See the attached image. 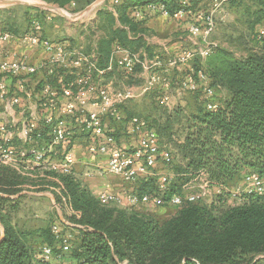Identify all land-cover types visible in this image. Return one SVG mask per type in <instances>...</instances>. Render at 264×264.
Returning a JSON list of instances; mask_svg holds the SVG:
<instances>
[{
  "label": "trees",
  "instance_id": "trees-1",
  "mask_svg": "<svg viewBox=\"0 0 264 264\" xmlns=\"http://www.w3.org/2000/svg\"><path fill=\"white\" fill-rule=\"evenodd\" d=\"M47 1L62 7L75 3L82 8L94 0ZM203 1L193 0L192 8L199 7L196 11H200ZM150 2H163L171 11L180 6V0L171 4L161 0H120L114 4L117 16L106 8L98 11L99 26L107 33L98 42L100 67L108 60L114 42L131 49L138 45V41L130 39L128 31L135 33L137 24L144 20L134 19L131 12L134 7ZM212 3L209 0L210 6ZM224 6L239 14L234 21V26L242 31L238 32L239 39H246L249 33L255 46L245 49L232 41L231 46L242 49L240 57L218 46L205 59L204 66L193 70L195 75L200 70L208 75L209 86L217 89L215 99L220 107L207 110L201 89L187 91L193 95L192 107L190 102L173 108L160 106L157 95L164 90V85L157 84L156 93L150 92L144 99L148 97L150 104L143 101L142 108L138 109L134 101L127 102L122 106L123 121L110 120L114 125L126 126L133 117L145 119L156 129L162 145L174 144L173 155L177 161L171 165L175 178L164 195L166 201L172 195H182V188L202 175L220 193L210 203L185 201L177 206L172 217L161 222L135 207L103 205L72 174L65 175V195L74 211L80 214L72 218L78 225L79 235L78 243L71 249L69 264H247L253 256L264 253V196L245 194L238 201L231 193L237 180L248 173L264 177V37H257L264 27V0H227ZM39 12L45 14L44 10ZM34 16L42 19L43 15ZM117 21L129 30L114 28ZM6 24L8 27H3L2 32L21 34L12 23ZM177 69L171 68L168 76ZM157 72L163 73L161 69ZM189 73H192L190 69L182 76ZM0 176L3 226L0 264H56L57 259L37 258L35 237L43 239V245L52 246L55 254L61 255L60 260H64L66 252L57 249L59 242L52 225L27 229L11 221L12 213L18 209V201L12 197L18 192V179L13 170L11 175L0 173ZM135 187L139 196L157 192L153 177L137 180ZM229 194L236 200L233 204L229 202Z\"/></svg>",
  "mask_w": 264,
  "mask_h": 264
},
{
  "label": "built area",
  "instance_id": "built-area-1",
  "mask_svg": "<svg viewBox=\"0 0 264 264\" xmlns=\"http://www.w3.org/2000/svg\"><path fill=\"white\" fill-rule=\"evenodd\" d=\"M192 1L180 0L179 8L173 11L163 2H150L133 8L132 17L140 21L154 14L173 20L187 17L190 21L186 37L190 47L182 49L180 53L168 59L160 55L149 58L143 50H131L120 45L112 49L109 70L116 64L124 76L134 77L138 69H141L144 82L138 91L111 93L107 87L98 88L94 77H104L107 69L98 66L93 57L70 48L65 42L50 41L43 35L44 19L38 16H33L29 29L20 35L9 31L0 32V75H6L14 83L9 87L5 80L0 78V100L3 103L4 119L0 122V164L31 169L43 168L66 175L71 174L76 164L72 147L79 132L87 135L92 155H107L106 170L109 173L134 184L133 188L123 193L109 189L100 192L97 197L101 204L136 208L146 205L162 206L168 202L179 206L185 201L196 202L207 196L208 182L197 192L175 194L166 201L164 195L169 191L170 184L175 178L174 173H165L158 179L156 193L139 196L135 187L137 180L155 176L153 169L159 161L173 163L175 160L173 150L169 148L168 150L160 143L156 129L145 119L133 117L130 120L132 130L138 136L137 145L130 148L122 147L106 126V122L110 120L123 121L125 115L122 106L129 100L154 92L157 84L164 85V90L157 96L160 106L173 108L178 105L176 99H182L187 91L201 89L207 110L215 111L220 107L219 101L215 99L217 89L209 86L208 75L203 70L198 71L197 75L191 70L192 73L178 79L174 94L169 92L172 83L168 73L171 68L187 67L197 59L205 60L219 46L217 42L210 40V36L216 30L219 21L225 22L227 12L224 5L227 0H213L211 10L207 14L201 10L195 11L192 8ZM119 3L120 0H113L110 4L104 1L92 9L97 12L106 8L117 16L114 4ZM219 13L222 14L220 18L217 16ZM257 37L258 39L264 37V27L259 30ZM11 42L41 48L32 50H42L47 57L35 62L30 52L20 54L15 49H5L4 45ZM157 69H161L163 73L157 72ZM41 73L44 74V78L40 89L37 90L30 85L29 79H35V76ZM64 77L65 84L62 82L60 88L53 85L54 81H60ZM37 94L45 97L42 105L52 108V112L47 114L42 122L49 130V139L47 140L46 136V143L43 145L39 142L45 141L46 129L39 126L41 122L34 110L23 118L15 134L11 131L14 129L9 122V118L14 121V115L22 100L32 102ZM59 96L67 99L61 112L55 106ZM38 107L35 105L34 109ZM69 118H74V121H70ZM29 143L30 145H27ZM217 192L220 193V190ZM231 193L238 201H241L240 196L245 194L264 196V177L248 173L243 179L242 186L233 189ZM52 231L59 242V249L63 253L69 251L71 234L63 235L60 224L52 225ZM60 256L56 255L54 248L49 245H44L37 253V258L42 261L57 259L56 264H69L62 262ZM252 264L260 263L255 261Z\"/></svg>",
  "mask_w": 264,
  "mask_h": 264
},
{
  "label": "rangeland",
  "instance_id": "rangeland-1",
  "mask_svg": "<svg viewBox=\"0 0 264 264\" xmlns=\"http://www.w3.org/2000/svg\"><path fill=\"white\" fill-rule=\"evenodd\" d=\"M23 1H27L30 3L51 4L57 8V11H52L43 7H37L29 3L15 4L11 6H0V32H2L1 29L3 27H8L6 22L7 23L9 22L10 24L12 23L11 26H14V28L19 33H23L28 29L34 14H38L40 16L42 15L44 16V17L42 16V19H44L46 37L50 41H63V39H65L64 33L70 35L73 34L75 30L78 29L80 24L81 27L90 24V22L92 21L91 20L92 17H94L95 15V11L90 7V4L94 3L96 0L92 1V3L82 8H79L76 5H71V6L68 5L67 7H62L57 4L51 3L47 0H23ZM161 1L168 2L169 4H171L172 2L174 3L176 2V0H161ZM208 2L209 0H204L202 2L203 8H201V12L206 14L209 13V11L211 10V6L210 4H208ZM35 8L39 9V11L44 10L46 12L45 14L38 12V10H35ZM221 15L222 14L219 13L217 16L220 18ZM238 15H239L238 13L230 14V16L228 17V14L226 13V18H224L225 22H220V21L218 22L216 30L210 36V40L217 42L220 47L228 48L229 50L233 51V53L236 54V56L240 57L243 51L242 49H239L236 46H231L232 41H235L237 45L239 44L240 46H244L243 48L245 49L246 48L253 49L255 44L253 43L252 40H250L251 35L249 33H246L247 35L246 39H239L238 32L240 33L242 31L234 26L235 18ZM158 20L159 22L157 21L155 23V37L157 38L167 37L169 36V34L171 35L176 33L174 32V29H172V26L169 27L164 26L166 24H171L170 21L167 22L161 21L159 17ZM53 21L56 23L57 22L62 23L64 33L58 31V34H55L57 32V29L59 28L54 27ZM236 25L239 28H241V25L239 23ZM156 31L159 32L161 31L160 36ZM232 32L234 34L236 33L235 36L230 35ZM186 37L187 36H185V38ZM8 44L9 46H7ZM8 44L4 45L5 49H14L12 48V46L13 45L16 46L15 42H11ZM67 45L70 47L69 44ZM186 46H189L188 42H186ZM204 62L205 60L202 59L194 60L191 64L192 65L191 67L193 70H195L198 67L204 66L205 65ZM188 69L185 67H178V69L175 70V72H172V75L170 77H171V83L172 82L173 83L171 84L169 92H173V90L177 89L176 83L178 82V79L182 78L183 77L182 74L183 73L186 74L188 72ZM191 97H193V95L187 92L183 97V100L188 102V99L191 100ZM144 99H145L144 97L142 99H138L134 101L133 104L134 103L138 104L139 106L137 108L141 109L142 108L141 104L143 103V101H145ZM145 102L146 103L148 102L147 104H150L151 100L148 99L147 97V100ZM189 104L190 107H192L191 103ZM143 109H144V105H143ZM164 145L166 146L167 149L169 148L170 150H173V153L175 154L174 144H172V146H168L166 144ZM176 159L177 158H175V161H177ZM172 166L173 165L171 164H166L163 160L159 161V163L155 166L156 168L153 169L155 171V176H152L153 178H155L156 186L158 179L163 174L174 173V171H172L173 169ZM11 170H13V172L16 175V178L18 179V183L16 185L18 192L12 196L13 199H16V201H18V209L14 213H12L11 221L17 224L18 226H22L27 229H38V228L48 227L54 224H60L61 229L63 230L62 231L63 235L71 234V249L72 247H75V245L78 243L79 234H78V229L76 228V226L78 225L74 222L72 218L74 217V215L79 216L80 214L74 211V209L71 207L69 203V198L65 195L66 188L63 178L66 174H62L61 172L58 171H51L50 169H43V168L31 169V168L13 167L7 164H0V173L11 175ZM79 171H82L81 168L75 166L73 170L74 174L71 173L72 176L78 179L83 187L85 186L90 190V188L94 187L93 180H89L88 177L84 175L78 177L77 175ZM92 172L94 173L95 171L90 170L88 173H92ZM241 179L242 178H239L237 180L238 184L237 185L234 184L232 190L239 186H242L244 178L242 180ZM207 182L208 180L205 175H202L201 177L193 178L191 181H189L188 184L185 185V187L182 188L183 194L186 195L187 193L197 192L198 189L200 190L201 186H203ZM119 183L120 185L126 186L129 189L134 187L133 183H128L123 180L119 181ZM216 195H217V191L209 186V194H207V196H205L202 199V201L205 203H210L215 198ZM230 196L231 195L229 194V198H230L229 202L233 204L234 201L236 200H234V198ZM153 206L136 207L135 210L148 214L154 219L163 222L169 219L170 217H172L176 213L178 208L177 206L169 203L162 206H154V207ZM1 229H3V226L0 222V230ZM34 242H35L34 243L35 249L37 250V252L40 251V249L44 246L43 239H41L40 237H35ZM56 247L59 250V244H57ZM71 249L64 254V260L61 261L66 263L70 262ZM255 261L257 263L264 264V253L253 256L252 260H250L247 264H250Z\"/></svg>",
  "mask_w": 264,
  "mask_h": 264
},
{
  "label": "crops",
  "instance_id": "crops-1",
  "mask_svg": "<svg viewBox=\"0 0 264 264\" xmlns=\"http://www.w3.org/2000/svg\"><path fill=\"white\" fill-rule=\"evenodd\" d=\"M199 8V7H198ZM197 7L194 8V10H199ZM41 11V10H40ZM226 11L228 14V17L230 14H236V10H230L226 7ZM39 12V11H38ZM46 12V11H45ZM53 16V15H52ZM158 17L161 21H170L171 24L164 25L165 27L172 26V29H174V34H169L167 37H155V23L158 20ZM239 17L237 16L235 20H237ZM92 21L90 24L85 25L84 27H81V24L79 25L78 29L75 30L73 34H67L63 31V25L60 22H54V27L59 28L57 29V32L55 34H58V31H61L64 33L65 39H63L62 42H65L66 44H69L70 47H73L74 49H78L82 53H85L96 60L98 66L101 59V54L99 53L98 49V42L99 40L104 37L107 33L101 26H99V14L98 11L95 12L94 17L91 19ZM160 21V22H161ZM80 22V21H79ZM174 23V24H172ZM190 21L187 20V17H184L182 20H173L169 18H164L160 15L154 14L147 19H145L142 23L137 24L138 30L135 33L129 32L130 39L134 41H138V45H135L133 50H143L148 54L149 58H154L156 55L163 56L165 59H168L170 56L177 55L181 52L182 49H187L190 46H186V38L188 27H189ZM175 26V27H173ZM125 28L129 30L128 26L121 25L118 21L115 23L114 28ZM61 28V29H60ZM2 31V30H1ZM159 36L160 32L156 31ZM171 33V32H170ZM166 38V39H163ZM16 46H12L17 52L20 54H27V52H30V56H33L31 58L34 59L35 62H39L41 59L47 57V55L42 50H32V49H41L36 47H29L26 45H21L17 42ZM19 44V45H17ZM122 46L118 42L113 43V49L116 46ZM9 46V44L7 45ZM124 47V46H122ZM131 49L129 47H124ZM132 50V49H131ZM112 54V51H111ZM111 54L107 61H105L103 65V69H107L105 72L104 77H94V82L97 85L98 88H105L107 87L111 93H115V91H126V90H133L138 91L140 86L142 85L143 81V75L141 69H138L137 74L134 77H126L123 75L122 71L118 68L116 64L113 65V69L109 70L108 67L111 63ZM192 65L190 64L187 66L190 70H193ZM0 78L2 80H5L7 85L9 87L13 86V80L9 79L6 75L1 74ZM44 78V74H38L35 76V79H29V83L32 87L35 89H40L42 79ZM69 77H67L68 79ZM73 78V77H70ZM171 78V77H170ZM65 80V77L60 81H54L53 85L60 88L61 84ZM173 90V89H172ZM175 92V90H173ZM171 92V93H173ZM150 94V93H148ZM146 94L143 96L144 98L148 95ZM41 95V96H40ZM132 99L127 101L128 103L131 101H136L138 99ZM45 99V97L42 94H37L36 98L32 102H26L25 100H22L20 107L17 108V111L14 115V121H12L11 118H9V122L11 123V126L14 130L13 133H16V129L20 128V122L23 120L24 117H27L29 115V112L34 110L37 114V117L40 120V127L45 128V141L39 142L41 145L46 143V136L47 140L49 139V133L47 127L42 123L44 122V118L47 114L52 112V108H47L44 105H42V101ZM67 99L64 96H59L55 102L56 109H60V112L63 110L65 103ZM178 101V104H182V106H186L188 102H192L188 99V102L182 99H176V102ZM38 105L39 107L37 109H34V106ZM175 107V106H174ZM3 103L0 100V122L4 121L3 114ZM55 110V109H54ZM70 121H74V118H69ZM114 125L111 121L106 122V126L109 129V133L114 135L117 138L118 143L125 148L134 147L137 145L138 142V136L135 134L132 130L131 125L127 124L126 126H120L117 123ZM44 131V129H43ZM181 141L183 138L180 139ZM89 144L90 141L87 137V135H83L82 133L77 132V138L74 141L72 152L76 159V167H80L82 171H79L78 177L80 176H87L89 180H93V186L90 188V190L97 196L100 192L109 189L110 191H114L117 193H123L126 191V186L120 185L119 181L120 177L113 175L109 173L106 170L108 157L107 155H92L89 151ZM27 145H30L27 144ZM26 147V145L24 146ZM74 166V167H75ZM90 170L95 171L94 173H88ZM92 174V175H90ZM100 184V185H99ZM153 205H146L141 207H152ZM154 207V206H153ZM3 229L0 230V236H2Z\"/></svg>",
  "mask_w": 264,
  "mask_h": 264
},
{
  "label": "water",
  "instance_id": "water-1",
  "mask_svg": "<svg viewBox=\"0 0 264 264\" xmlns=\"http://www.w3.org/2000/svg\"><path fill=\"white\" fill-rule=\"evenodd\" d=\"M104 1H106V0H96L94 3L90 4V7L93 8L94 6H97L101 3H103ZM22 3H29V4L37 6V7H43V8L52 10V11H57V8L51 4L30 3L27 1H23V0H0V6H11V5L22 4Z\"/></svg>",
  "mask_w": 264,
  "mask_h": 264
}]
</instances>
